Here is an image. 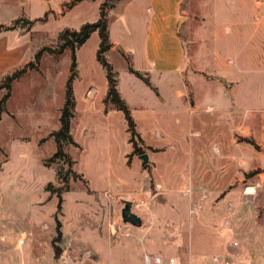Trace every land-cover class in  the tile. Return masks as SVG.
Segmentation results:
<instances>
[{"label": "rangeland", "instance_id": "374dc122", "mask_svg": "<svg viewBox=\"0 0 264 264\" xmlns=\"http://www.w3.org/2000/svg\"><path fill=\"white\" fill-rule=\"evenodd\" d=\"M11 1L0 2V25L9 26L21 18H47L28 32L15 31L8 39L10 45L19 40L24 44L17 69L31 65L13 82L0 117V260L15 262L23 255L25 264H106L104 256L111 254L119 264H135L147 256L168 261L175 251L176 224L161 217L173 215L174 205L183 208L182 194L175 189L189 186L196 158L193 147L203 139L202 129L193 120L204 114L199 107H192L193 113L176 108L175 91L186 89L188 82L155 73L145 59L151 22L148 3L122 0L108 14L110 42L117 41V45L106 53V59L117 74L118 92L128 106L132 130L126 113L106 103L108 80L97 59L98 31L75 51H43L38 56L45 48L57 47L63 30L79 31L96 23L105 0H42L43 4L19 0L22 5ZM217 2L219 7L213 12L212 2L186 1L191 18L180 34L187 57H196L197 64L210 62L211 15L226 18L223 0ZM191 40H197L196 45ZM15 70L6 68L4 76ZM188 80L192 87L187 89L206 104L210 82L199 81L194 74ZM69 82L73 97L70 125L77 143L66 149L71 166L53 159L57 152L54 134L61 128ZM159 91L172 93L171 103L164 104ZM6 93L1 88L0 99ZM237 134L238 140L245 137L244 130ZM141 155H147L146 163ZM50 184L53 195L48 191ZM123 200L133 202V212L142 218L141 227L123 222ZM56 220L63 234L59 258L52 246ZM16 234L21 240L15 245ZM146 245L149 251L144 255Z\"/></svg>", "mask_w": 264, "mask_h": 264}, {"label": "crops", "instance_id": "0c3cea01", "mask_svg": "<svg viewBox=\"0 0 264 264\" xmlns=\"http://www.w3.org/2000/svg\"><path fill=\"white\" fill-rule=\"evenodd\" d=\"M186 1L146 0L151 22L144 54L150 68L186 81L188 86V77L194 74L199 81H209L212 90L206 104L188 86L175 91L176 108L191 113L192 107L202 108L198 110L204 115L194 118L193 123L202 129L203 139L193 147L196 158L189 186L175 189L182 194L179 202L183 208L174 205L173 215L159 216L176 224L174 254L168 261L161 258V264H170L173 257L175 264H216L214 258L264 264V0H223L226 18L218 20L213 13L210 19L209 65L187 57L185 39L177 32L178 20L185 17L184 25L191 18ZM210 2L211 11H216L219 2L207 0ZM15 34L9 31L0 35V82L4 70L17 69L22 59L23 42H8ZM190 43L196 45L197 40ZM111 44L112 51L117 41ZM246 89L249 92L245 93ZM159 95L164 104L173 99L172 93L159 91ZM239 129L245 133L241 140L237 137ZM180 175L186 181L185 173ZM257 203L261 205L255 206ZM18 240L21 236L16 234L12 243L16 245ZM144 250V255L148 254L147 245ZM104 257L106 264H119L111 254ZM9 260L1 259L0 264H25L23 255L15 262ZM135 264H145L144 258Z\"/></svg>", "mask_w": 264, "mask_h": 264}, {"label": "trees", "instance_id": "16d2710c", "mask_svg": "<svg viewBox=\"0 0 264 264\" xmlns=\"http://www.w3.org/2000/svg\"><path fill=\"white\" fill-rule=\"evenodd\" d=\"M80 1L82 0H76L75 3H78ZM121 1L122 0H105L101 4L100 18L96 23L87 24L84 27H82V29L79 31H73L70 29L63 30L62 32H60L58 36L57 47L54 49L45 48L44 50H41L39 52L38 56L43 51H49L55 54L62 53L65 49L68 48L71 49L72 51H75L78 47L85 44L94 32L98 31L101 38V43L97 51V59L107 71L108 92H107L106 103H112L116 106V108L124 111L127 115V119L129 120L131 129L133 130L134 124L131 120L128 106L126 105V103L121 98L118 92L117 74L113 71L112 66L108 63L106 59V53H108L112 48V44L110 42L109 29H108V14L111 10L115 9L118 3H120ZM73 5L74 4L70 5V7H72ZM46 18H47L46 16L44 18H40L37 20H25L21 18V19H17L13 24L9 26L0 25V35L4 32H9V31L28 32L32 29V27L35 25L36 22L46 21ZM30 65L31 64H27L25 68H20L15 70L11 74L6 75L1 81L0 89L5 88L7 90V93L0 99V117L5 109L7 100L11 96V87L13 82L16 81L18 78H20L24 73H26ZM130 70L139 77L141 76L133 68H130ZM145 80L148 84H150L149 80L147 79ZM72 109H73V97H72V89L69 82L66 91L65 106L62 109V115L60 119L61 128L54 134L55 141L57 143V152L55 153L53 159L56 161L63 160L70 166L73 164V161L70 155L66 152V149L69 146H77V143L74 141L71 131V125H70L71 119L73 117ZM132 141L137 147L136 140L133 138ZM136 149H137L136 152L139 153L140 152L139 148ZM62 175H63V167H61L60 170L58 171L59 181L62 180ZM51 187L53 186L50 184L48 187V191H50L51 194L53 195L55 194V191H51ZM59 197H61V195H59ZM58 208H61V200ZM62 237H63L62 224L59 220H56L55 235L52 238V246L55 250L56 258H59L62 254V250L59 248V244L62 241Z\"/></svg>", "mask_w": 264, "mask_h": 264}, {"label": "water", "instance_id": "95a60500", "mask_svg": "<svg viewBox=\"0 0 264 264\" xmlns=\"http://www.w3.org/2000/svg\"><path fill=\"white\" fill-rule=\"evenodd\" d=\"M185 20H186L185 17H182L180 19V22L178 24V29H177L178 33H180V29H181L183 23L185 22ZM117 49H120V48L118 47ZM140 158L143 160L144 163H146L148 160L147 155H141ZM123 203H124V207L122 208V211H121V216H122L123 222L132 224L133 226H137V227L141 226L142 218L138 214L133 212V202L123 200Z\"/></svg>", "mask_w": 264, "mask_h": 264}, {"label": "built area", "instance_id": "2783aa9c", "mask_svg": "<svg viewBox=\"0 0 264 264\" xmlns=\"http://www.w3.org/2000/svg\"><path fill=\"white\" fill-rule=\"evenodd\" d=\"M162 262V259L160 257H155V258H151V257H146L145 258V264H161ZM213 262L216 263V264H237V263H233V262H230V261H221L219 258H214L213 259ZM169 263L170 264H175V260L174 259H170L169 260Z\"/></svg>", "mask_w": 264, "mask_h": 264}]
</instances>
